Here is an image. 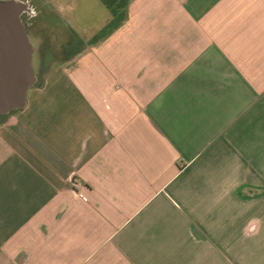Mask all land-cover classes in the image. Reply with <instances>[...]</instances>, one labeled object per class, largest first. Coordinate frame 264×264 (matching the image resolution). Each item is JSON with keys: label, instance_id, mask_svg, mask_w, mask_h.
<instances>
[{"label": "crops", "instance_id": "obj_1", "mask_svg": "<svg viewBox=\"0 0 264 264\" xmlns=\"http://www.w3.org/2000/svg\"><path fill=\"white\" fill-rule=\"evenodd\" d=\"M92 1H24L0 264H264V0Z\"/></svg>", "mask_w": 264, "mask_h": 264}, {"label": "water", "instance_id": "obj_2", "mask_svg": "<svg viewBox=\"0 0 264 264\" xmlns=\"http://www.w3.org/2000/svg\"><path fill=\"white\" fill-rule=\"evenodd\" d=\"M26 10L22 0H0V115L23 107L36 81L34 46L22 19Z\"/></svg>", "mask_w": 264, "mask_h": 264}, {"label": "built area", "instance_id": "obj_3", "mask_svg": "<svg viewBox=\"0 0 264 264\" xmlns=\"http://www.w3.org/2000/svg\"><path fill=\"white\" fill-rule=\"evenodd\" d=\"M70 184L72 187V190L75 191L77 194H79V191L81 190L83 186V182L78 177H73L70 180Z\"/></svg>", "mask_w": 264, "mask_h": 264}, {"label": "rangeland", "instance_id": "obj_4", "mask_svg": "<svg viewBox=\"0 0 264 264\" xmlns=\"http://www.w3.org/2000/svg\"><path fill=\"white\" fill-rule=\"evenodd\" d=\"M22 1L24 2L25 0H22ZM80 2H93V1L92 0H80ZM32 18H33L32 16H29L26 13L22 14V19L24 23H29L32 20ZM40 25L41 24L38 25L39 29H40Z\"/></svg>", "mask_w": 264, "mask_h": 264}, {"label": "flooded vegetation", "instance_id": "obj_5", "mask_svg": "<svg viewBox=\"0 0 264 264\" xmlns=\"http://www.w3.org/2000/svg\"><path fill=\"white\" fill-rule=\"evenodd\" d=\"M29 7H30V4H29ZM29 7H28V8H29ZM24 13H26V14L29 15V16H35V15H37V12H33V11H32V8H30V9L24 11L23 14H24ZM25 25H26V23H25ZM26 26H27V25H26ZM26 28H27V27H26Z\"/></svg>", "mask_w": 264, "mask_h": 264}]
</instances>
